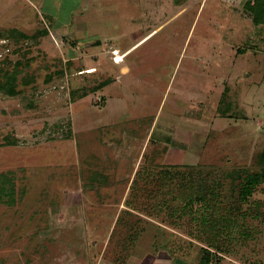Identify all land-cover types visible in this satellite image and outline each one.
Instances as JSON below:
<instances>
[{"label":"rangeland","instance_id":"obj_1","mask_svg":"<svg viewBox=\"0 0 264 264\" xmlns=\"http://www.w3.org/2000/svg\"><path fill=\"white\" fill-rule=\"evenodd\" d=\"M256 6L0 0V264H200L170 165L224 182L210 264H264V183L241 201L233 178L264 147Z\"/></svg>","mask_w":264,"mask_h":264},{"label":"trees","instance_id":"obj_2","mask_svg":"<svg viewBox=\"0 0 264 264\" xmlns=\"http://www.w3.org/2000/svg\"><path fill=\"white\" fill-rule=\"evenodd\" d=\"M253 21L257 25H264V0H257V6L254 8ZM3 90L8 96L13 95L12 84H0V90ZM259 170L250 171L245 173L242 178L240 175L233 174L237 182L241 184L236 188L237 195L233 194L236 199L246 201L252 194L256 186L258 187L261 183H264V147L259 156L258 160ZM185 165H170L163 166L156 177L158 186L162 185L167 189V186L171 187L172 202H164V208L170 212V216L177 215L180 217H187L194 211H198L199 220L198 224L207 229L206 240L202 241L205 243L206 248H202V260L200 264H210L212 259L217 258V254H220L222 249L216 245L217 238L219 236L218 231L215 230L217 227L218 220L214 222L212 213L222 203L225 198L224 182L218 180L217 175L208 170H203L197 167H187ZM230 174V173H229ZM180 188L177 191L175 188ZM157 188L156 185L154 189ZM165 198V197H164ZM178 200L177 205L172 206L173 201ZM219 208V207H218ZM196 209V210H195ZM221 209V208H219ZM209 230V232H208ZM196 238V237H195ZM197 241L201 240L196 238ZM198 241V242H199ZM216 241V242H215ZM217 253V254H216ZM218 259V258H217Z\"/></svg>","mask_w":264,"mask_h":264}]
</instances>
